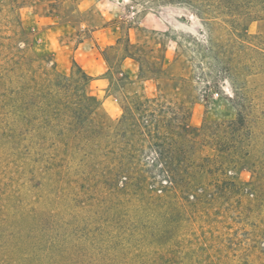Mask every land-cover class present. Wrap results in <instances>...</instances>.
<instances>
[{
  "label": "rangeland",
  "instance_id": "obj_1",
  "mask_svg": "<svg viewBox=\"0 0 264 264\" xmlns=\"http://www.w3.org/2000/svg\"><path fill=\"white\" fill-rule=\"evenodd\" d=\"M0 264H264V0H0Z\"/></svg>",
  "mask_w": 264,
  "mask_h": 264
},
{
  "label": "trees",
  "instance_id": "obj_2",
  "mask_svg": "<svg viewBox=\"0 0 264 264\" xmlns=\"http://www.w3.org/2000/svg\"><path fill=\"white\" fill-rule=\"evenodd\" d=\"M47 98L48 97H43L40 100L33 102L29 107H26V104L24 103H20L18 99H11L10 103L2 101L1 105L3 106L1 109L7 113V120L12 121V126H4L5 130L11 131L15 134L16 130L13 131L12 127L18 126L21 122H27L28 124L34 123L35 129L41 131V134H43L44 137L41 139L49 142L48 148L51 152L46 155V160H43L45 157V155H43L41 158L35 160L34 164H42L43 162L47 163V166L50 167L49 170L53 171L56 168H63L64 164H62V162L69 161L73 163L75 161L74 155L71 151L78 150V152H86L85 148L90 149L91 139L85 134L84 127H79L81 126L82 121H79L77 115H73L70 119L66 116L60 117L58 115L59 109L67 105L66 101H51ZM66 109H68V107H66ZM38 136L40 135L36 134V137ZM70 137H75V139L81 140L83 145L79 147L78 145L71 144L68 141ZM16 138L19 140L21 135L19 134ZM21 151H17L16 154L10 153L8 155L11 163H13L15 167H18L14 171L16 174H18V169H20L18 162L22 161V155H24ZM36 155L40 157V153ZM43 174L47 175L46 169L43 171ZM42 179L46 180L45 176L42 177ZM35 188L38 187L35 186ZM61 199L64 200L63 196ZM46 246L50 247L47 249L48 252H50L54 245L52 243H47Z\"/></svg>",
  "mask_w": 264,
  "mask_h": 264
}]
</instances>
